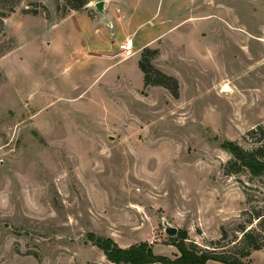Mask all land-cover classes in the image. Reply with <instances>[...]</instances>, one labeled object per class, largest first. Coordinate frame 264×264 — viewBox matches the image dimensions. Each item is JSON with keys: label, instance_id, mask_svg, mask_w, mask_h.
<instances>
[{"label": "rangeland", "instance_id": "1", "mask_svg": "<svg viewBox=\"0 0 264 264\" xmlns=\"http://www.w3.org/2000/svg\"><path fill=\"white\" fill-rule=\"evenodd\" d=\"M145 2L188 34L152 59L177 98L145 86L137 54L110 69L87 55L85 11L55 23L59 0H0V264H114L90 233L174 258L164 220L207 247L264 204L221 145L252 149L264 128V0Z\"/></svg>", "mask_w": 264, "mask_h": 264}, {"label": "trees", "instance_id": "2", "mask_svg": "<svg viewBox=\"0 0 264 264\" xmlns=\"http://www.w3.org/2000/svg\"><path fill=\"white\" fill-rule=\"evenodd\" d=\"M61 1H64L62 4ZM95 0H59L58 8L61 16L72 10H81ZM13 10V9H12ZM33 15L39 10L30 11ZM158 54L157 49L145 48L139 60V68L144 74L145 86H162L168 89L174 97L180 95L179 80L157 68L152 59ZM260 137L258 145L247 149L234 140H224L222 147L227 149L232 158L225 165L228 175L247 171L252 178H258L264 184V128L258 126ZM256 132V131H255ZM246 189L247 199L252 200L254 188L240 180ZM258 190V189H256ZM245 219L239 223L231 239L228 231L222 229V236L217 241H211L207 247H202L190 241L188 232L180 231L171 237V244L178 250V254L170 256L156 253L148 241L133 243L127 247L119 245L113 238L90 233L89 239L100 248L106 258L114 264H205L217 261L222 264H249L248 258L253 251L264 249V204L253 206L243 213Z\"/></svg>", "mask_w": 264, "mask_h": 264}, {"label": "crops", "instance_id": "3", "mask_svg": "<svg viewBox=\"0 0 264 264\" xmlns=\"http://www.w3.org/2000/svg\"><path fill=\"white\" fill-rule=\"evenodd\" d=\"M96 2L97 0L92 1L86 8L81 9L87 15L81 21L83 27L80 33L84 39H89L87 40L89 47L96 50L87 51L86 54L98 59L106 58L103 59L106 69L115 68L118 64L115 55L120 45L127 39H131L134 43V48L137 50L134 55H138L139 66V60L145 48L157 49L165 39L178 40L181 36L184 38L188 36L187 33L182 35L179 31L176 32L181 19L166 21L160 17L158 6L156 8L149 6L145 0H104L103 13L95 6ZM187 10L184 22H190V19L197 17L193 6L190 5ZM77 11H70L58 18L55 23ZM167 23L169 25H166ZM114 36L122 38L117 41L113 39Z\"/></svg>", "mask_w": 264, "mask_h": 264}, {"label": "water", "instance_id": "4", "mask_svg": "<svg viewBox=\"0 0 264 264\" xmlns=\"http://www.w3.org/2000/svg\"><path fill=\"white\" fill-rule=\"evenodd\" d=\"M95 6L97 9L103 13L104 12V0H99L95 3ZM164 225H165V232L170 236L174 237L178 234L179 228L172 225L170 222L164 220Z\"/></svg>", "mask_w": 264, "mask_h": 264}, {"label": "built area", "instance_id": "5", "mask_svg": "<svg viewBox=\"0 0 264 264\" xmlns=\"http://www.w3.org/2000/svg\"><path fill=\"white\" fill-rule=\"evenodd\" d=\"M134 53V43L131 39H127L120 45V55H122L124 58H129L133 56Z\"/></svg>", "mask_w": 264, "mask_h": 264}, {"label": "bare ground", "instance_id": "6", "mask_svg": "<svg viewBox=\"0 0 264 264\" xmlns=\"http://www.w3.org/2000/svg\"><path fill=\"white\" fill-rule=\"evenodd\" d=\"M135 54V53H134Z\"/></svg>", "mask_w": 264, "mask_h": 264}]
</instances>
